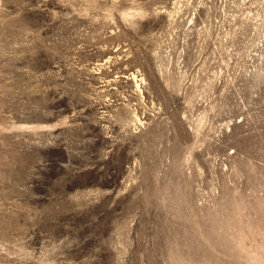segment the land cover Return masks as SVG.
Masks as SVG:
<instances>
[{"label":"rangeland","instance_id":"rangeland-1","mask_svg":"<svg viewBox=\"0 0 264 264\" xmlns=\"http://www.w3.org/2000/svg\"><path fill=\"white\" fill-rule=\"evenodd\" d=\"M0 264H264V0H0Z\"/></svg>","mask_w":264,"mask_h":264}]
</instances>
